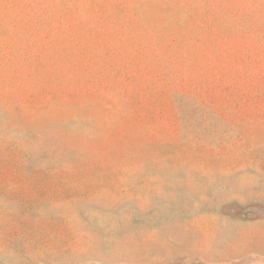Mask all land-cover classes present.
Returning <instances> with one entry per match:
<instances>
[{
	"label": "rangeland",
	"instance_id": "1",
	"mask_svg": "<svg viewBox=\"0 0 264 264\" xmlns=\"http://www.w3.org/2000/svg\"><path fill=\"white\" fill-rule=\"evenodd\" d=\"M0 264H264V0H0Z\"/></svg>",
	"mask_w": 264,
	"mask_h": 264
}]
</instances>
